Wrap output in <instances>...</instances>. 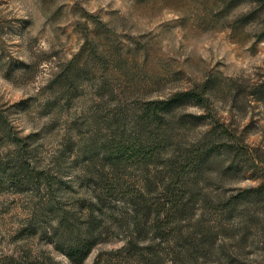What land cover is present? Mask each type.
<instances>
[{
  "label": "rangeland",
  "instance_id": "rangeland-1",
  "mask_svg": "<svg viewBox=\"0 0 264 264\" xmlns=\"http://www.w3.org/2000/svg\"><path fill=\"white\" fill-rule=\"evenodd\" d=\"M251 5L0 0V160L26 145L29 170L60 180L53 191L65 212L102 194L114 172L110 151L130 152L117 172L126 188L162 203L173 168L211 150L200 174L183 177L196 193L164 222L163 236L146 226L143 250L129 261L108 255L125 243L109 226L82 264L99 255L98 264H264V106L251 94L264 79V23L235 25ZM203 85L206 106L180 102L150 124L148 105ZM139 140L144 148L132 154ZM181 196L178 188L175 201ZM48 198L41 185L0 179V264H72L53 243L55 219L40 214ZM108 198L120 211L123 193Z\"/></svg>",
  "mask_w": 264,
  "mask_h": 264
},
{
  "label": "trees",
  "instance_id": "trees-1",
  "mask_svg": "<svg viewBox=\"0 0 264 264\" xmlns=\"http://www.w3.org/2000/svg\"><path fill=\"white\" fill-rule=\"evenodd\" d=\"M247 4H250V6L254 4L253 6L255 7H250L247 10L248 12L237 18L235 21L236 27H243L253 19H261L264 23V0H245V5ZM207 88V85H203L202 90L199 91L190 90L175 93L166 101H159L148 105L146 107V113L148 118H150V124L153 125L155 123V126H160L161 115L159 113H169L172 111L174 105L180 102L194 100L197 104L206 106ZM251 94L255 95L257 100L264 106V79L257 84L255 91ZM1 125L0 130L3 131ZM213 127L208 132L209 137L219 128L218 125H214ZM152 133L149 137L152 136ZM1 138L2 136L0 135ZM156 138L157 136L153 135V141H156ZM136 143H138V145H135L137 149L132 150V154L141 152L144 148L145 143H142L141 140ZM25 148L26 145H21L20 150L18 149L15 153L14 159H8L7 162L0 160V179L13 181L17 186L29 183L36 190H39V185L43 186L49 198L47 199L48 202L45 203L44 212L40 214H50L55 219V224L51 231L53 243L57 249L66 255L72 264H82L91 250L102 239L104 232L109 231V226L111 227L113 225L125 234V243L121 249L110 252L108 255L120 253L124 254L125 258H129V261L135 260V255L138 254L137 252L140 253V250H143L138 238L141 234H145L146 226H150L153 232L157 233V236H163L164 222L173 216L181 215L185 212L187 205V203L185 204L186 198L189 199L196 192L187 184L186 179L183 177L189 172L200 174L207 165L211 155V150L195 151L196 154L194 152L195 155H192V160L189 165L180 164L178 167L173 168L171 178L164 189L167 197L166 202L154 203L147 196L146 192L141 194L127 189L126 184L123 183L117 173L122 166L121 164L130 160V152L126 149H119L115 153L114 151H110L108 152L107 159L111 163L114 171L110 174V183H107L108 179H104L102 194H99L91 204L89 203V205L83 208L84 211L81 210V212L70 214L64 211L60 205V198L56 200L60 196L54 194L53 191L55 186H57V189H54L55 191H61L59 187V184H61L60 180L53 182L50 173L44 169L39 170L34 168V170H29V165L24 155L26 153ZM226 151L237 157L242 152L241 149L233 145H229V147L227 145ZM153 153L155 154L156 150ZM99 178H101V175ZM178 188L183 195L181 196L180 202L174 199L175 192L178 191ZM262 189L263 186L261 185L255 191L260 193ZM65 190L63 189L62 193H65ZM117 190L123 193V199H125L120 206V211H118L119 207L115 203L114 208L110 206L111 200L108 198V194L112 193L114 195ZM229 205H231V202ZM121 209H124V211ZM176 240L177 238L174 239V243ZM184 244H187L191 250H194L198 246L193 241H186ZM144 248L146 249V247ZM101 256L99 255L93 264H98Z\"/></svg>",
  "mask_w": 264,
  "mask_h": 264
}]
</instances>
